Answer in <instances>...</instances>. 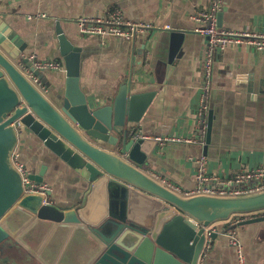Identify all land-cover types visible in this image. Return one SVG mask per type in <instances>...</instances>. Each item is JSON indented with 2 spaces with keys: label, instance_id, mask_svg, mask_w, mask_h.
<instances>
[{
  "label": "water",
  "instance_id": "1",
  "mask_svg": "<svg viewBox=\"0 0 264 264\" xmlns=\"http://www.w3.org/2000/svg\"><path fill=\"white\" fill-rule=\"evenodd\" d=\"M55 33L63 83L44 82L43 92L21 72L23 64L42 79L24 57L27 44L0 20V264H199L206 239L211 243L232 214L264 210V190L181 196L151 176L145 166L156 141L135 132L155 86L118 79L89 96L79 73L91 48L72 42L58 23ZM162 36L167 76L183 33ZM211 116L209 110L206 142ZM24 131L87 183L82 205L44 204L41 195L23 193L12 154ZM43 168L30 178L42 181ZM236 223L264 232V214Z\"/></svg>",
  "mask_w": 264,
  "mask_h": 264
},
{
  "label": "crops",
  "instance_id": "2",
  "mask_svg": "<svg viewBox=\"0 0 264 264\" xmlns=\"http://www.w3.org/2000/svg\"><path fill=\"white\" fill-rule=\"evenodd\" d=\"M208 4L209 0H0V20L27 44L26 55L62 61L56 23L72 42L91 48L81 59L79 73L80 86L89 96L99 97L118 79L154 85L155 95L137 131L185 134L197 141L170 142L161 149L155 145L145 170L158 181L192 187L200 156L205 157L210 172L225 178L264 162V49L227 44L216 50L206 109L201 118L196 115L205 37L194 32L189 14ZM113 9L126 19L142 20L149 28L132 38L112 36L104 42L79 32L77 16H99ZM219 12L217 24L222 28L264 31V0H223ZM171 30L182 32L183 38L180 56L166 76L163 56L167 46L160 37ZM145 31L149 34L144 38ZM42 74L44 85L63 83L64 71ZM209 110L212 116L206 142ZM15 151L31 173L44 166L42 180L51 185L53 204L67 208L85 202L87 183L44 153L36 137L19 132ZM262 214L264 210L232 216L211 243L207 240L199 264H264L263 228L255 223L232 224ZM230 228L237 232L239 248L228 242L225 232Z\"/></svg>",
  "mask_w": 264,
  "mask_h": 264
},
{
  "label": "built area",
  "instance_id": "3",
  "mask_svg": "<svg viewBox=\"0 0 264 264\" xmlns=\"http://www.w3.org/2000/svg\"><path fill=\"white\" fill-rule=\"evenodd\" d=\"M222 5L223 0H209L207 7H195L189 14V18L194 22V32L205 37L202 59L203 79L200 84V101L196 108L198 118H201L206 109L205 96L209 90L212 78L213 53L218 49H223L227 44L250 45L257 51L264 49V31L254 32L249 29H227L218 26L217 13L220 11ZM76 23L80 33L95 35L102 40L101 42L106 41L112 36L132 38L137 33L149 28V25L140 19L124 18L118 9L106 11L104 15L99 16L79 15L76 17ZM24 57L31 61L33 67L39 71H64L63 62L60 60L51 58L40 59L35 54L24 55ZM20 69L33 85L43 92L46 91L45 85L34 74L33 70L23 64H20ZM135 136L153 138L160 149L170 142L193 143L197 141V137L185 134L160 133L149 135L137 131L135 132ZM12 161L21 174L23 193L39 194L42 196L41 203L53 204L50 198L51 185L46 181H37L30 178L31 172L18 159V153L15 150L12 154ZM196 161L198 167L195 173V183L192 187H182L165 180L160 182L181 196L197 194L233 196L246 195L264 190V162L251 168L242 169L230 178H225L207 169L204 156H200ZM237 214H232L229 219H232V216L233 218L236 217ZM235 221L238 222L236 219L232 224ZM225 234L231 245L240 247L237 232L234 228L226 230Z\"/></svg>",
  "mask_w": 264,
  "mask_h": 264
},
{
  "label": "rangeland",
  "instance_id": "4",
  "mask_svg": "<svg viewBox=\"0 0 264 264\" xmlns=\"http://www.w3.org/2000/svg\"><path fill=\"white\" fill-rule=\"evenodd\" d=\"M43 73V71H41V74ZM43 75V74H42Z\"/></svg>",
  "mask_w": 264,
  "mask_h": 264
}]
</instances>
